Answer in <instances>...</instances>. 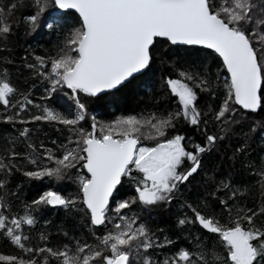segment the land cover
<instances>
[{
  "label": "snow or ice",
  "instance_id": "6c2138e0",
  "mask_svg": "<svg viewBox=\"0 0 264 264\" xmlns=\"http://www.w3.org/2000/svg\"><path fill=\"white\" fill-rule=\"evenodd\" d=\"M22 9L25 35H56L55 55L26 49L12 68L4 53ZM143 81L175 107L108 121L90 110ZM64 98L60 110L53 102ZM0 105L10 126L0 132V240L20 253L0 261L264 264V184L249 206L243 181L217 179L204 164L223 148L233 172L258 167L264 181V118L253 119L264 109V0H0ZM44 124L57 139L45 142ZM16 174L24 179L13 187ZM32 182L39 187L25 200ZM174 202L176 231L154 229V211ZM49 211L64 220L45 219Z\"/></svg>",
  "mask_w": 264,
  "mask_h": 264
},
{
  "label": "trees",
  "instance_id": "16d2710c",
  "mask_svg": "<svg viewBox=\"0 0 264 264\" xmlns=\"http://www.w3.org/2000/svg\"><path fill=\"white\" fill-rule=\"evenodd\" d=\"M29 11L28 9H22L17 13L16 19L20 21V28L16 30L15 24L13 25L14 33L11 36L12 41V51L10 53H4L9 55L10 59L14 61V64L9 67H16L19 65V57L24 54L26 49H33L37 55L43 54H51L55 55V45L57 43L56 35H44V34H34L33 36L25 35L23 31V21L21 20V14ZM72 13H69L71 16ZM165 52H168L169 49L165 48ZM183 55V54H181ZM178 61H181V57H174ZM167 69V65L165 66ZM170 69L165 71L167 75ZM212 71H216V65L212 66ZM156 79H159V71L156 74ZM13 82L19 88L27 87L24 84L23 77H13ZM31 83V82H30ZM43 95V89L37 85V88L33 90L32 99H34L37 103H40L39 97ZM159 100V103H157ZM66 98L64 100L57 99L53 103L56 107L60 108V110H65ZM206 103L205 98L201 95L199 104L203 106ZM3 106L0 105V108ZM175 107L174 98L172 100H166L162 98V94L159 92V84L157 83L155 86V90H152V85L148 81H143L140 88L136 89L134 93H129L126 98H120L119 94H116L114 97L110 98V102L107 105H101L100 103L90 104L89 108L91 111L96 113L97 120L108 121L111 119H115L116 116L119 115H136L138 117L143 116L147 117L152 112H159L164 109H172ZM264 118V109H262L259 113L253 115V119L259 120ZM83 124V122H82ZM87 127V125H84ZM44 128V134H42V138L45 142H48L50 139H57V133L54 129L48 127L47 124L42 125ZM9 125H5L0 123V132H3L6 129H9ZM181 131H187L189 135H193L196 141L201 139L199 133H196L194 129H185L181 126ZM144 144L150 145L148 141H142ZM259 142L253 144V152L251 156L253 158L257 157L260 153V149L258 147ZM230 155V152H229ZM258 163V161H257ZM205 167L208 169L209 173L215 175L217 179L223 178L228 174H232L236 181H243L241 187H247L248 193L246 194V202L249 206H252L254 201H258L261 196L262 184L264 181L261 180V177L257 174L259 172V168L257 167L256 171H252L249 169L248 174H244L240 171V165L237 163L235 165V171L233 172V164L230 160H228L227 156L224 154V149L221 148L218 152H213L211 156H207L204 161ZM24 178L20 174H16L11 181L12 186L14 187L16 183H20ZM63 188L65 190V194L67 191L72 190L74 187L69 182H63ZM39 187V182H32L30 185H25L23 188L22 198L25 200H30L34 195L36 189ZM192 189V198H195V194L197 192V185H191ZM179 210V206L177 203H172L168 209L159 208L156 209L152 216L151 224L154 229H163L166 233H173L176 231L174 224L176 220V214ZM45 219H50L54 222V224H60L62 220H64V215L62 212L58 211H49L47 212ZM43 224L42 221L40 225L37 226V230L33 233L32 243H36V240L39 236V231L42 229ZM53 234L54 240H59L60 237L56 235L55 229L50 230ZM182 238V237H181ZM0 254L5 255H19V250L15 249L13 246L7 244L4 240H0ZM0 264H5V262L0 261Z\"/></svg>",
  "mask_w": 264,
  "mask_h": 264
},
{
  "label": "water",
  "instance_id": "95a60500",
  "mask_svg": "<svg viewBox=\"0 0 264 264\" xmlns=\"http://www.w3.org/2000/svg\"><path fill=\"white\" fill-rule=\"evenodd\" d=\"M69 13H72V10H69Z\"/></svg>",
  "mask_w": 264,
  "mask_h": 264
},
{
  "label": "rangeland",
  "instance_id": "374dc122",
  "mask_svg": "<svg viewBox=\"0 0 264 264\" xmlns=\"http://www.w3.org/2000/svg\"><path fill=\"white\" fill-rule=\"evenodd\" d=\"M149 143H151L150 141H148ZM146 145H148V144H146Z\"/></svg>",
  "mask_w": 264,
  "mask_h": 264
}]
</instances>
